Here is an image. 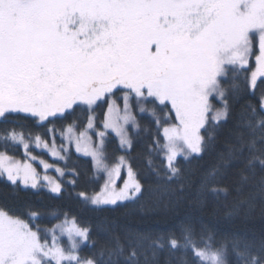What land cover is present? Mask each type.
<instances>
[{
  "label": "snow or ice",
  "instance_id": "snow-or-ice-1",
  "mask_svg": "<svg viewBox=\"0 0 264 264\" xmlns=\"http://www.w3.org/2000/svg\"><path fill=\"white\" fill-rule=\"evenodd\" d=\"M0 124L13 125L0 129V179L15 188L63 197L66 170L54 179L40 159L42 175L32 148L67 161L74 146L105 174L99 192L76 194L84 206L175 211L194 175L179 158L214 153L193 203L223 197L226 218L258 205L264 215V0H0ZM141 131L151 139L143 182L125 156L104 164L110 133L128 152ZM21 147L23 161L9 154ZM97 230L103 243L66 212L0 206V264H160L161 253L163 264H264V233L220 236L190 219L164 235L107 220Z\"/></svg>",
  "mask_w": 264,
  "mask_h": 264
},
{
  "label": "trees",
  "instance_id": "trees-1",
  "mask_svg": "<svg viewBox=\"0 0 264 264\" xmlns=\"http://www.w3.org/2000/svg\"><path fill=\"white\" fill-rule=\"evenodd\" d=\"M258 96L259 92H257ZM252 102L255 101L253 100ZM106 106L104 105L103 108L97 109L99 119H103L102 113L105 112ZM85 116L86 113L77 111L73 119L79 118L80 121H84ZM137 119L140 121L142 128L149 125L150 118L147 115L141 116L138 114ZM70 122V120L58 121L55 127L61 129ZM19 123L25 125L26 130H30L33 134L44 135L46 132L44 128L32 127L27 121H20ZM9 126L13 125L0 124V129ZM132 135L133 147L128 152H125L120 148L117 137L113 133H110L106 148V158L109 162H114L119 154L125 153L131 166L139 173L143 182L148 174L145 162L148 159L147 146L151 143V139L144 131H141L138 136ZM50 137L51 134L44 136L46 139ZM34 150L50 158L47 152ZM9 153L16 157H25L22 147L10 149ZM179 159L181 167L186 170V174L191 173L194 175H192L193 184L191 188H186L184 199L175 211L165 210L163 206L153 208L150 204H146L143 209L140 205H129L126 208L121 207L106 211H94L91 207L84 206L80 200L76 199V194L81 191L88 194L97 192L102 187L103 177L96 175L91 158L79 155L73 148L67 161L61 162L66 170V175L63 177V181L65 182L63 197H56L55 194L49 193L47 189H42L37 193L32 189H24L22 185L19 188H15L4 179H0V206L9 205L21 211L28 206H32L40 208L45 213L66 212L70 216H76L82 223L90 224L94 229L93 238L100 243L106 240V236L102 231L97 230V226L106 220L109 222L115 221L120 225H127L153 235H164L169 231L175 230L176 226L185 219H190L197 223L203 222L214 229L220 236L240 233L249 238H258L264 233V215H262V209L259 205L247 217L236 215L226 218L225 212L227 211V206L231 203L230 199L225 200L223 197L217 199L209 195L203 206H197L193 203L200 176L215 162L214 153L205 155L202 159H192L190 162L184 161L182 157ZM159 162L156 159V163L158 164ZM73 169L76 175L71 174L70 170ZM72 179L76 180L74 187L66 183ZM141 203L145 202L142 201ZM56 222L58 221L51 220L50 223H45L42 227L52 226ZM165 256L166 253H161L159 258L160 264H163Z\"/></svg>",
  "mask_w": 264,
  "mask_h": 264
},
{
  "label": "rangeland",
  "instance_id": "rangeland-1",
  "mask_svg": "<svg viewBox=\"0 0 264 264\" xmlns=\"http://www.w3.org/2000/svg\"><path fill=\"white\" fill-rule=\"evenodd\" d=\"M106 110H107V106H106ZM105 110V111H106ZM131 131V130H130ZM114 135H115V133H113ZM46 139V138H45ZM118 139V138H117ZM48 141H49V143H51V137L49 138V139H47ZM93 140L95 141L96 140V137H95V135H93ZM55 141H56V145L57 146H59V145H61V143H62V141H61V136H60V132L58 131L57 133H56V137H55ZM119 141V140H118ZM73 149H74V151H75V147L73 146L72 147ZM34 149H36V150H38V151H43V152H47L48 154H49V156H50V158H47V157H45L44 155H42V154H40V153H37V151H35ZM24 151V150H23ZM76 152V151H75ZM10 154V153H9ZM79 155H82V156H85V155H83L82 153H78ZM10 155H12V154H10ZM32 155H34V156H36L38 159L36 160V161H31L32 163H33V166L34 167H36L37 168V170L39 171V172H41V174L43 175L44 174V169L42 168V166L39 164V160L40 159H43L44 161H46L47 163H49V164H51V165H53V167L52 168H50L49 170H48V175L49 176H51V177H53L54 179H56V178H58V173L55 171V169L57 168V167H59V168H61V169H65L63 166H62V161H64V160H58V159H56V158H54L51 154H50V152H49V150H47V149H43V148H35L34 146H33V148H32ZM106 155H107V152H106ZM13 156H15V155H13ZM120 156H125V159H126V161H127V163L128 164H130V162H129V160L127 159V157H126V154L125 153H121V154H119L118 155V157H117V159L120 157ZM16 157V156H15ZM85 157H88V158H91V156H85ZM17 159H19V160H21V161H23L26 157H24V158H20V157H16ZM92 159V158H91ZM117 159L114 161V162H109L108 160H107V158L104 160V164H107L109 167H111V166H113L115 163H116V161H117ZM94 164V163H93ZM131 165V164H130ZM94 168H95V173H96V175L97 176H99V177H103V183H104V173L101 171V172H98L97 171V167L94 165ZM133 168V167H132ZM134 169V168H133ZM135 170V169H134ZM127 177V171H126V169H124V170H122V172H121V179L120 180H118L117 181V183L118 184H122L123 183V179H125ZM103 185V184H102ZM101 189V188H100ZM100 189L97 191V192H99L100 191ZM59 222V221H58ZM58 222H56L55 224H57ZM53 226V225H52ZM52 226H48L49 228L50 227H52Z\"/></svg>",
  "mask_w": 264,
  "mask_h": 264
}]
</instances>
